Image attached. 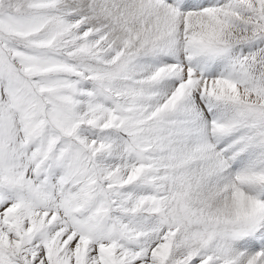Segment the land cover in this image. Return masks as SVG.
Masks as SVG:
<instances>
[{
    "label": "snow or ice",
    "instance_id": "1",
    "mask_svg": "<svg viewBox=\"0 0 264 264\" xmlns=\"http://www.w3.org/2000/svg\"><path fill=\"white\" fill-rule=\"evenodd\" d=\"M0 264H264V0H0Z\"/></svg>",
    "mask_w": 264,
    "mask_h": 264
}]
</instances>
